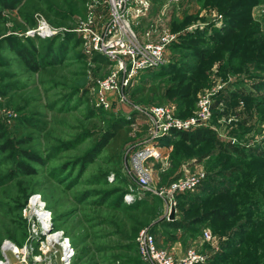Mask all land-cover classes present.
Listing matches in <instances>:
<instances>
[{
  "label": "rangeland",
  "instance_id": "1",
  "mask_svg": "<svg viewBox=\"0 0 264 264\" xmlns=\"http://www.w3.org/2000/svg\"><path fill=\"white\" fill-rule=\"evenodd\" d=\"M24 16L36 25L17 29L13 20L23 23ZM108 18L106 0H24L0 19V259L3 264H150L136 243L144 229L175 259L188 249L201 254L194 264H218L214 258L222 252H248L247 236H264V228L237 233L248 219L249 208L241 202L257 198L259 208L250 218L264 222V192L233 194L243 192L235 186L246 183V170L254 169L255 177L264 173V0H142L127 17L125 35L141 46L156 44L165 34L170 41L161 63L138 71L120 95L103 91V105L99 84L119 74L118 60L94 50L83 28L110 38L103 31ZM68 33L83 43L61 52ZM10 36L38 70L9 46ZM93 52L108 63L91 61ZM203 97L210 114L199 128L210 141L187 142L173 134L150 138L149 121L139 108L163 105L185 119ZM88 108L96 111L93 117ZM131 114L133 132L116 165L104 151L78 164L93 151L94 136L114 118ZM146 148L154 152L142 162L151 179L141 187L134 158ZM252 159L259 165L250 166ZM101 173H107L106 180H95ZM187 177L198 178L195 186L172 192V198L165 194ZM207 178L213 193L203 190ZM235 202L237 216L229 222L195 221L213 206ZM38 208L48 216L46 225L37 219ZM174 220L182 227L166 226ZM57 232L59 239L49 242V233ZM5 242L20 251L4 250Z\"/></svg>",
  "mask_w": 264,
  "mask_h": 264
},
{
  "label": "built area",
  "instance_id": "2",
  "mask_svg": "<svg viewBox=\"0 0 264 264\" xmlns=\"http://www.w3.org/2000/svg\"><path fill=\"white\" fill-rule=\"evenodd\" d=\"M142 0H106L108 7L109 18L103 29L104 33L112 34L110 38H105L106 33L98 35L88 28H83L85 34H90L92 48L94 50L102 51L110 59L118 60L119 74L113 73L108 78L99 84L101 96L99 103L106 105L107 100L103 97L106 90H116L119 94L120 88L126 86L131 78H133L138 71L148 67H154L161 63L165 46L170 41L171 36L165 34L158 43H148L143 46L138 45L136 41L125 35L128 27V16L133 6L139 5ZM104 91V92H103ZM120 95V94H119ZM123 97L120 96V101ZM139 113L143 114L150 127L147 128L150 133V138L171 135L174 132H188L195 128L203 126L209 117V101L203 97L198 102V107L194 114L185 118H175L170 108L157 105L149 108H139ZM148 148L138 152L134 158V168L136 173V183L138 186L146 187L150 181L148 171L143 167V161L149 155H154V152ZM198 178L180 179L174 182L167 189V196H171L172 192L182 191L186 188L195 186ZM36 199L34 196L33 199ZM172 198V196L170 197ZM37 200V199H36ZM172 201V200H171ZM46 216L47 214L44 213ZM37 219L40 222V219ZM48 220V216H47ZM48 222V221H47ZM209 236L208 233L205 234ZM136 243L139 250L140 257L150 264H194L201 261L202 255L192 249H188L182 258L175 259L168 251L157 248L154 242V237L146 229L141 230L136 237ZM69 249L65 248V256L69 254ZM64 256V257H65Z\"/></svg>",
  "mask_w": 264,
  "mask_h": 264
},
{
  "label": "trees",
  "instance_id": "3",
  "mask_svg": "<svg viewBox=\"0 0 264 264\" xmlns=\"http://www.w3.org/2000/svg\"><path fill=\"white\" fill-rule=\"evenodd\" d=\"M81 2H85L86 0H80ZM24 3V0H0V19L3 17V14L8 9H15L22 6ZM25 21L23 23L19 22L18 20H13L16 24L17 29L26 30L28 27H34L36 25L35 20L31 18H27L24 16ZM229 31H232L233 28L231 26L228 27ZM7 40L9 42V46L18 54V56L33 70H38L40 66L37 64V62L33 59L31 54L24 48L22 45L18 43L15 37H7ZM83 43V40L81 37H77L73 33H68L65 36V42L64 45H60V51L64 50L65 47H67L69 44L72 46V49H76ZM63 52V51H61ZM77 56H80L81 58H84L86 55L84 53L77 52ZM200 59H204V56L202 54H199ZM91 61L93 62H99L103 64H107L108 61L106 57L103 55L93 52L91 55ZM153 78V77H152ZM87 101V99H86ZM95 110L88 108V114L93 117L95 115ZM43 125L44 123L41 122ZM135 124V116L131 114L129 117L126 116H119L114 118L110 123L109 126L104 129L101 133L94 136L93 140V151L90 153H87L84 157L79 158L78 164L85 165L88 163L91 159V156L94 152H101L104 151L106 153V159L108 163L112 165H116L119 158H120V152L122 148L129 142L130 140V134L133 132V125ZM40 127V126H38ZM146 127L144 126L143 129ZM173 135L177 137V139H180L182 141L187 142H199V141H210L212 137L207 133V130L203 128H199L196 130L184 132H174ZM167 141V140H166ZM30 159H35V157L31 154H25ZM260 160L252 159L250 166H257L259 165ZM264 164V162H263ZM22 172L28 171V167L19 163ZM239 171V170H238ZM256 171L253 170H246L243 174V177L246 178V183L240 184L238 187L243 192H236L233 194V196H241L243 194L248 193H255L256 189H261V191L264 192V173L258 174L256 177L254 174ZM107 173H101L99 175L95 176L96 178L105 181L106 180ZM238 179V178H236ZM123 182V180H121ZM204 187L203 190H209L211 193H213V190L215 188L214 185H212L211 180L208 178L204 180ZM260 186V187H259ZM116 190L115 192H117ZM259 191V190H257ZM110 191L106 192V195H110ZM247 197V196H246ZM243 200L241 204H247V207L249 208L247 210L246 217L248 219L244 220V222L239 223L238 225V234H247L248 231L254 229V228H264V222L261 220L250 218L252 217L251 212L254 210H257L259 208L258 206V199L257 198H249ZM134 207V206H133ZM236 207L235 204H222L219 206H213L209 210L203 212L195 221L202 222V221H212L216 223H223V222H229L233 220L237 214L236 211H233L232 208ZM134 209V208H133ZM166 226L172 228V229H179L182 227V224L178 221H168L166 222ZM261 236H256L255 234H251L250 236H247L245 244V249L248 252L240 253L238 251L227 253L222 252L221 255H218L214 258L215 261L220 264L222 260H230L233 261L232 264H264V259L262 258L263 255H260L261 253L258 252V249H261L262 251L264 249V236L260 234ZM242 241V240H240ZM239 242V241H238ZM243 242H240L238 246L244 245ZM261 247V248H260ZM250 250V252H249ZM262 254H264L262 252ZM223 256H226L225 258ZM223 257V258H222ZM234 259H236L234 261Z\"/></svg>",
  "mask_w": 264,
  "mask_h": 264
},
{
  "label": "bare ground",
  "instance_id": "4",
  "mask_svg": "<svg viewBox=\"0 0 264 264\" xmlns=\"http://www.w3.org/2000/svg\"><path fill=\"white\" fill-rule=\"evenodd\" d=\"M32 202L33 203L36 202V199L34 198L32 200ZM37 211L38 212H36V213L38 214V218L40 219L41 224H45L46 225L48 220H47V216L44 214V209H39ZM56 239H59V233L58 232L57 233H49V236H48V241L49 242L53 241V240H56ZM3 249L4 250L9 249V250H11L14 253H17V252L20 251L19 248L16 245H14V244H12L10 242H5L4 245H3ZM64 249H65V247H64ZM3 262L4 261L0 259V264H3Z\"/></svg>",
  "mask_w": 264,
  "mask_h": 264
},
{
  "label": "water",
  "instance_id": "5",
  "mask_svg": "<svg viewBox=\"0 0 264 264\" xmlns=\"http://www.w3.org/2000/svg\"><path fill=\"white\" fill-rule=\"evenodd\" d=\"M174 216V207L171 206V209H170V218H173Z\"/></svg>",
  "mask_w": 264,
  "mask_h": 264
}]
</instances>
